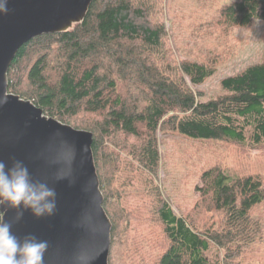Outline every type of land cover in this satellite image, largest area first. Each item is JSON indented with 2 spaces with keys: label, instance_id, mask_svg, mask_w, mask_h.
I'll return each mask as SVG.
<instances>
[{
  "label": "trees",
  "instance_id": "1",
  "mask_svg": "<svg viewBox=\"0 0 264 264\" xmlns=\"http://www.w3.org/2000/svg\"><path fill=\"white\" fill-rule=\"evenodd\" d=\"M160 2L92 0L72 29L39 35L19 49L8 90L47 117L92 134L103 207L112 224L109 264L119 253L122 264H242L241 256L264 238L263 176L252 170L232 176L222 165L205 169L203 202L222 214V223L200 230L196 214L178 213L157 183L160 139L171 133L264 155V62L225 77L223 94L200 100L202 93L193 89L217 68L168 60L164 14L155 6ZM219 14L229 33L264 22V0H228ZM79 117L81 124L74 122ZM124 198L133 209L121 208L118 200Z\"/></svg>",
  "mask_w": 264,
  "mask_h": 264
},
{
  "label": "water",
  "instance_id": "2",
  "mask_svg": "<svg viewBox=\"0 0 264 264\" xmlns=\"http://www.w3.org/2000/svg\"><path fill=\"white\" fill-rule=\"evenodd\" d=\"M92 0H8L0 14V160L11 166L22 160L34 179L57 192V211L36 219L24 213L12 231L19 238L33 234L47 240L44 264H109L112 224L104 209L93 156V136L47 117L32 102L9 93L8 72L19 49L33 38L69 31L61 27L71 16L82 22ZM77 23V24H78ZM72 29V28H71ZM63 171L69 179L56 180ZM9 211L6 221H14Z\"/></svg>",
  "mask_w": 264,
  "mask_h": 264
},
{
  "label": "rangeland",
  "instance_id": "3",
  "mask_svg": "<svg viewBox=\"0 0 264 264\" xmlns=\"http://www.w3.org/2000/svg\"><path fill=\"white\" fill-rule=\"evenodd\" d=\"M226 2L228 0H162L155 5L157 11L161 9L164 14L161 19L165 20L167 35L163 40L166 47L163 53L167 54L168 60L177 64L184 60H197L217 68L215 75L193 89L202 93L199 98L202 101L224 93L221 81L225 77L264 62V22L256 20L248 27L224 32L219 11ZM186 81L190 83L189 79ZM74 122L81 124L82 120L79 117ZM249 149L222 141L199 143L172 137L171 133L162 134L157 183L164 194L174 199L173 206L178 213L196 214L194 221L200 230L218 229L222 214L211 212L208 203L203 202L200 175L209 167L222 165L232 176L252 170L264 178L262 151ZM126 166L124 160L121 167ZM118 201L121 208L133 209L126 198ZM118 213L123 212L120 210ZM127 221L123 220V224ZM126 230L133 235L131 227ZM117 257L115 264H122L120 253ZM241 257L242 264H264V238Z\"/></svg>",
  "mask_w": 264,
  "mask_h": 264
},
{
  "label": "clouds",
  "instance_id": "4",
  "mask_svg": "<svg viewBox=\"0 0 264 264\" xmlns=\"http://www.w3.org/2000/svg\"><path fill=\"white\" fill-rule=\"evenodd\" d=\"M8 0H0V14H7ZM0 97V106L6 103ZM69 179L63 171L56 173V180ZM9 211L16 213L14 221H6ZM57 211V192L47 181L34 179L28 166L13 159L11 166L0 160V264H44L49 248L47 240L33 234L19 238L12 231L13 223H19L25 212L36 219L52 217Z\"/></svg>",
  "mask_w": 264,
  "mask_h": 264
},
{
  "label": "bare ground",
  "instance_id": "5",
  "mask_svg": "<svg viewBox=\"0 0 264 264\" xmlns=\"http://www.w3.org/2000/svg\"><path fill=\"white\" fill-rule=\"evenodd\" d=\"M81 20V15L69 17L61 27H72L75 23Z\"/></svg>",
  "mask_w": 264,
  "mask_h": 264
}]
</instances>
